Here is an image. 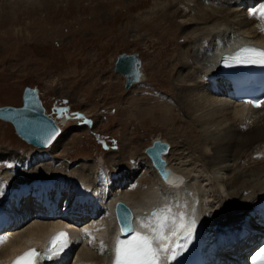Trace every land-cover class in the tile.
Listing matches in <instances>:
<instances>
[{"label":"rangeland","instance_id":"374dc122","mask_svg":"<svg viewBox=\"0 0 264 264\" xmlns=\"http://www.w3.org/2000/svg\"><path fill=\"white\" fill-rule=\"evenodd\" d=\"M171 1L31 0L32 4L25 3L18 11L12 7L5 16L0 0V106L21 105L24 86L35 87L47 113L59 118L62 128L53 149L54 161L49 160L50 166L40 172L60 177L72 173L73 179L83 173L85 177L78 178L91 184H97L95 175H99V183H111L107 189L123 183L124 193L134 196L138 192L134 188L141 191L151 183L141 163L143 149L153 139L162 136L171 141L173 152L180 151L186 116L172 82L177 67L171 69L167 64L186 42L176 31V23L170 34L166 32L169 25L161 19L162 14L173 10ZM176 20L179 23L185 18L180 15ZM123 52L137 53L145 74L144 81L130 91L124 89L123 77L113 72V63ZM158 96L173 104L174 122L161 119L163 101L159 102ZM65 115L68 117L62 122ZM76 119L82 120L79 123ZM195 131L192 133L197 135ZM32 149L16 135L10 122L0 119V174L10 169L11 177L17 180L31 174L32 169L19 166L13 155ZM189 188L198 198L197 189ZM105 190L98 189L101 193ZM239 193L245 206L234 213V218H242L258 200L252 189ZM191 198L186 194V207L192 204ZM227 201L233 199L229 196ZM16 213L19 216V210ZM89 245L84 244V249Z\"/></svg>","mask_w":264,"mask_h":264},{"label":"bare ground","instance_id":"6f19581e","mask_svg":"<svg viewBox=\"0 0 264 264\" xmlns=\"http://www.w3.org/2000/svg\"><path fill=\"white\" fill-rule=\"evenodd\" d=\"M2 1L4 2L3 12H5V16H9L12 7L16 8L14 11H18L20 7L31 3V0ZM169 4L173 10L169 14H162L161 18L166 25H169L166 32L171 34V28L176 23V31L183 35L186 42L185 47L179 50V54L169 60V64H167L171 69L177 67L172 82L176 86L175 90L178 91L181 112L183 111L184 116H186L183 126L185 139L178 152L172 151L170 140L162 136L155 139L159 138L170 143L171 147L163 157L166 159V167L176 174L175 177L181 178V185L177 183V187L179 186L177 188L176 185L163 183L157 171L152 167L150 159L143 151L144 156L141 164L142 168H146L150 175L148 177L151 180L150 185L141 191L139 187L134 188L135 190L138 189L134 196H128L124 193L125 189L123 188L126 185L124 186L123 183H118L119 187H110L103 193L100 191L101 210L98 211L97 218L90 217L86 223H83V228L79 227L76 229L78 232H73L75 238L79 239L81 243L83 242V246L80 245L78 248L77 251L79 252L75 254L76 259L70 261L71 263L66 261L64 264H109L113 260L115 254H113L111 240L115 235L114 225L116 223L113 222L109 211L116 200H123L131 206L135 212L134 225L136 226L138 218L145 221V213L151 209L163 208L165 202V206H168L167 203L174 205L183 202V199L178 198L180 194L178 191L183 190L181 193L186 191L185 195H190L193 197L191 199L198 200L196 202L198 205L196 203L193 205L195 208L191 206L192 214H196L200 220H203V224L211 232L219 230L224 225L233 227L236 223L244 224L245 228H248V232L241 239L245 238L240 245L243 246L248 245V242L252 240L253 230L260 231L262 229L253 220L255 216L253 207L260 201H264V104L254 109L230 100L224 96L222 91H219L220 84L218 81L214 82L212 77H218L216 66L223 53L234 51L239 45L264 50V19L259 16L264 2L257 0H173ZM185 10H188L189 13H182ZM250 12H254L255 15H250ZM180 15L185 20H178L179 23H177L176 19ZM159 64L160 61H158L157 67ZM163 71L164 68L160 70V73ZM141 72L142 76L139 82L133 84L131 88L144 81L143 67ZM221 85L223 86L222 83ZM131 88L128 90L130 91ZM158 100L159 102L163 101V106L159 110L160 115H162L161 119L166 123L168 118L174 122L175 108H173L171 101L168 102L160 97ZM0 119L3 122L6 121L4 118L0 117ZM81 120L76 119L77 122ZM82 121L85 122V118ZM58 125L60 126L59 122ZM195 130H197V135L192 133ZM188 133L190 136L187 135ZM61 135L62 130L52 144L47 147H37L30 144L33 147L32 151L14 154L16 159L13 160L24 168L29 166L32 173L26 174L23 177L24 180H17L11 177L10 169L3 171L0 174V195L4 191L3 188L7 186H15L16 184L28 186V184L31 185V180L43 177L50 178L53 184L59 188L65 187L66 183L72 180L87 185L91 184L83 181L81 177L78 178L83 173L79 174L78 177L76 176L75 179L71 178L72 173H69L70 177L62 174L63 177H60V181H58L54 178L55 175H50L45 171L40 172V170L50 166L49 160L54 161L53 149ZM46 155L49 157L46 158ZM103 166L106 167V164L103 163ZM98 167H95L96 170ZM35 170H39L40 173L37 174ZM82 177L85 176L82 175ZM253 179L255 182L251 181ZM140 181H144V179L141 178ZM92 186L90 187L92 188ZM188 186L191 187V190H193V186L197 189L195 191H197L198 198L193 195L194 192H189ZM249 189L258 195H255L258 200L253 203L251 209L249 208V213L247 212L248 209L245 214H242V218H234V213L240 212L245 206V203L242 202L243 198L238 196L239 192L249 191ZM94 190L90 191L91 196H95ZM135 190L133 192H136ZM229 196L233 199L232 202L227 201ZM80 199L82 198L80 197ZM244 200L246 202L247 197ZM24 204L21 202L22 206L13 211V217H17V210H19V216L25 217L26 207ZM172 211L182 213L184 220L191 214L185 213L186 210ZM77 214H81V212L74 211L71 216ZM249 214L250 217L247 218ZM33 218L31 223H25L21 227H9L7 231H12L9 236L6 234L0 236V240L3 241L0 243V261H3L7 256L10 259V255L13 256L17 251L27 247L29 243L42 244L49 233L54 232L55 229L59 230L61 225L65 224V221L59 217L44 218L43 221L37 220L36 217ZM206 219L210 220L207 221ZM187 222L191 223L190 220ZM168 234H171V230ZM182 240L183 238H180L179 242ZM192 240L193 238H190L189 251ZM90 241L92 242L90 243ZM101 242L104 244L103 252L100 251ZM84 244H90L89 248L85 250ZM81 246L82 250L80 251ZM232 246L235 244L232 243ZM218 247L220 248L221 245L218 244ZM220 250L223 252L224 249L216 251L215 246H211L209 249L212 252L216 251L217 255ZM233 250H235V254L239 255L237 247ZM39 252L42 251L39 250ZM225 258L234 260L230 255ZM80 260L85 261V263L79 262ZM226 261V259L223 260V262ZM223 262L219 264H223Z\"/></svg>","mask_w":264,"mask_h":264},{"label":"snow or ice","instance_id":"6c2138e0","mask_svg":"<svg viewBox=\"0 0 264 264\" xmlns=\"http://www.w3.org/2000/svg\"><path fill=\"white\" fill-rule=\"evenodd\" d=\"M250 15H255V13L250 12ZM259 16L261 19H264V5L261 6ZM226 59H230L236 63L264 64V50L245 48ZM262 104H264V101H258L253 106L259 108ZM60 111L63 112L64 110L61 109ZM166 150V145L159 143L154 145V151L163 153ZM145 219L149 221V224H142L141 226L151 227L152 236L141 235L139 232H135L129 219L121 228V233H131V235L124 239L117 238L113 264H159L160 253L168 252L169 248H171V252L168 259L172 261L176 258L177 249L186 247V243H167L171 239L168 233L171 230V235H175L177 231L183 228L185 232L190 234L194 221L185 223L183 214L174 213L171 206L157 208ZM2 242L0 240V243ZM157 244L160 246L156 247ZM68 245V234L60 232L52 238L49 247L45 249L43 254L38 253L35 249H31L18 257L13 264H37V259L41 256L46 260H52L54 257L60 256ZM103 250L104 244L101 242L100 251L103 252ZM251 260L252 264H264V248H261Z\"/></svg>","mask_w":264,"mask_h":264},{"label":"water","instance_id":"95a60500","mask_svg":"<svg viewBox=\"0 0 264 264\" xmlns=\"http://www.w3.org/2000/svg\"><path fill=\"white\" fill-rule=\"evenodd\" d=\"M141 68V60L137 53H120L113 64V72L119 73L124 79L123 87L125 90L139 82L142 76ZM0 117L11 122L15 133L24 141L38 147L49 146L60 133L58 122L45 113L37 90L30 86H25L23 89L21 106H0ZM157 143L166 145L167 150L163 153L154 151V145ZM169 146L167 141L157 138L150 145H147L143 151L150 158L153 167L163 182L167 185H173L176 178L175 174L170 168L166 167V159L163 157L168 152ZM116 215L120 229L132 218L131 211L122 202H118L116 205Z\"/></svg>","mask_w":264,"mask_h":264}]
</instances>
